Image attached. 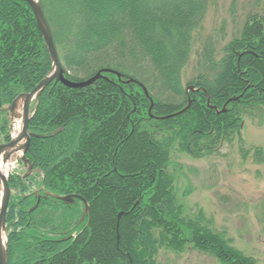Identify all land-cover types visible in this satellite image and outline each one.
<instances>
[{"label":"trees","instance_id":"trees-1","mask_svg":"<svg viewBox=\"0 0 264 264\" xmlns=\"http://www.w3.org/2000/svg\"><path fill=\"white\" fill-rule=\"evenodd\" d=\"M39 1L66 78L110 71L83 88L52 81L32 101L30 147L9 176L8 264H161L162 250L187 248L258 264L203 208L186 210L178 181L181 155L250 152L245 118L264 115V14L249 13L223 47L207 40L186 81L215 0ZM53 69L28 0H0V143L12 140L10 106ZM251 151L264 162L263 146Z\"/></svg>","mask_w":264,"mask_h":264},{"label":"rangeland","instance_id":"rangeland-1","mask_svg":"<svg viewBox=\"0 0 264 264\" xmlns=\"http://www.w3.org/2000/svg\"><path fill=\"white\" fill-rule=\"evenodd\" d=\"M256 12L264 14V0H215L208 10L184 80L197 74L201 60L198 52L207 40L223 47L239 33L247 15ZM20 101L17 108L22 111L23 101ZM13 117L11 112L14 135ZM242 131L248 154L241 153L237 143H225L218 154L208 158L180 156L183 171L178 181L179 195L188 212L203 208L218 229L228 232L236 246L256 257L258 264H264V162L257 161L251 151L253 145L264 147V115L246 117ZM15 169L23 168L18 162L11 172ZM189 188L192 191L185 195ZM159 260L161 264H220L216 258L192 248L180 254L162 250Z\"/></svg>","mask_w":264,"mask_h":264},{"label":"water","instance_id":"water-1","mask_svg":"<svg viewBox=\"0 0 264 264\" xmlns=\"http://www.w3.org/2000/svg\"><path fill=\"white\" fill-rule=\"evenodd\" d=\"M28 2L31 4L34 10L38 24L46 40L49 52L51 54V58L53 60L54 69H53V72L49 76H47L45 79H43L40 82V84L37 85V87L32 92L22 94L19 98H17L13 102V104L10 107V110L13 111V113L15 114L19 101L23 100V130L18 138L13 137L10 142L0 144V151L3 150L4 148L14 147L18 145L22 140H25V143L23 144V155L21 156L23 160L26 159L25 155L30 147V141L33 136V134L29 131V126H30V120L36 110L35 111L31 110V103L34 99L39 97V95L45 89V87L48 86L52 81H56V83L62 82L69 87L83 88V87H86L94 83L98 78H101L103 76L104 71H110L109 69H105L104 71H99L96 75L90 77L89 79L83 80V81H72L66 78L65 73H64V68L61 64L58 50L55 45L54 37L52 35L50 26L45 18L44 12L40 5V1L39 0H28ZM30 170H32V167ZM0 175H1V170H0ZM4 184L6 188V193H5L3 202L0 206V264H8L7 246H6V254H5L3 251L2 240H3V233L5 231L6 238L8 241V234L6 232V220H7V213L9 209V203H10V199L12 195V190L9 184V176L4 178ZM75 198L82 199V197L77 196V195L66 196L63 199L71 203L75 201Z\"/></svg>","mask_w":264,"mask_h":264},{"label":"bare ground","instance_id":"bare-ground-1","mask_svg":"<svg viewBox=\"0 0 264 264\" xmlns=\"http://www.w3.org/2000/svg\"><path fill=\"white\" fill-rule=\"evenodd\" d=\"M23 101V100H22ZM21 102V101H20ZM23 130V114L20 109H16L14 117V137L18 138ZM25 140H22L18 145L10 148H4L0 151V206L3 202L6 188L4 184V178L8 177L10 172L17 166L19 158L23 155V144ZM3 251L6 254L7 238L6 233H3L2 240Z\"/></svg>","mask_w":264,"mask_h":264}]
</instances>
